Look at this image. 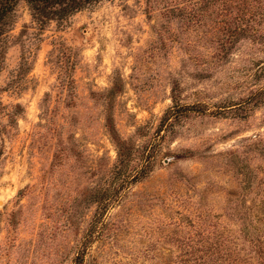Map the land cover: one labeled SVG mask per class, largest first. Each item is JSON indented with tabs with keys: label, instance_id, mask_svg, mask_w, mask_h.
I'll return each mask as SVG.
<instances>
[{
	"label": "rangeland",
	"instance_id": "rangeland-1",
	"mask_svg": "<svg viewBox=\"0 0 264 264\" xmlns=\"http://www.w3.org/2000/svg\"><path fill=\"white\" fill-rule=\"evenodd\" d=\"M167 3L98 0L38 26L17 0L0 86L21 52L31 62L0 92L23 105L0 163V264H70L82 243L84 264H264L247 236L264 229L261 53L215 60ZM171 94L186 106L164 126ZM118 138L152 156L99 216L88 194L107 184Z\"/></svg>",
	"mask_w": 264,
	"mask_h": 264
},
{
	"label": "trees",
	"instance_id": "trees-1",
	"mask_svg": "<svg viewBox=\"0 0 264 264\" xmlns=\"http://www.w3.org/2000/svg\"><path fill=\"white\" fill-rule=\"evenodd\" d=\"M30 16L38 26L44 22L55 19L60 20L71 13L85 8L98 0H25ZM17 0H0V34L5 30V23L13 12ZM165 11L175 14L181 22L192 26L193 30L199 31V37L203 40L202 45L212 47V57L220 61L229 55L233 49L243 47L245 52L254 51L261 53V56L251 59L254 64L252 73L256 79L264 65V0H169ZM179 40V39H177ZM180 41V40H179ZM246 42L248 44H242ZM180 43H182L180 41ZM242 45V46H241ZM3 52L0 49V63ZM190 58H197L190 55ZM31 60L26 59L21 52L15 74L4 85L1 90L8 86H13L14 82L29 69ZM200 62L198 59L195 63ZM202 63V62H201ZM15 87V85L13 86ZM12 87V88H13ZM172 90V87H171ZM261 87L248 92L245 95V102L260 101L259 94ZM170 104L165 113L161 116V122L170 125L171 118L177 117L181 109L186 106L180 101L177 95H170ZM23 112V105L18 102H3L0 97V163L5 152V141L9 140L17 130V117ZM165 122V123H164ZM110 131L111 122L106 118L105 122ZM114 137V136H113ZM134 147L123 139H115V157L108 175V182L105 186L94 188L89 195V200L95 202L98 208V215L101 216L107 204L118 196L119 192L130 182L136 181L147 172V165L152 156L149 149L141 148L134 152ZM138 157L137 162L132 164L131 160ZM246 233V232H245ZM257 241V248L261 255H264V247L260 243L264 242V229L259 233L258 229L247 234ZM218 246L213 247L216 256H224L221 260L231 257V252L219 251ZM224 254V255H223ZM84 244L73 247L70 264H84ZM207 264L202 261L196 264ZM228 264V261L225 263ZM238 264V263H237Z\"/></svg>",
	"mask_w": 264,
	"mask_h": 264
}]
</instances>
